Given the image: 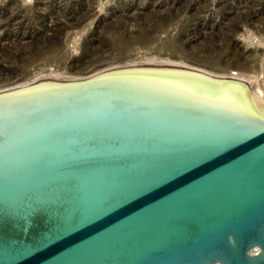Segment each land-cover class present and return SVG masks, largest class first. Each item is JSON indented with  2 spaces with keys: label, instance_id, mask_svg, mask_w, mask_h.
<instances>
[{
  "label": "water",
  "instance_id": "water-1",
  "mask_svg": "<svg viewBox=\"0 0 264 264\" xmlns=\"http://www.w3.org/2000/svg\"><path fill=\"white\" fill-rule=\"evenodd\" d=\"M0 264H264V100L148 62L0 89Z\"/></svg>",
  "mask_w": 264,
  "mask_h": 264
},
{
  "label": "rangeland",
  "instance_id": "rangeland-1",
  "mask_svg": "<svg viewBox=\"0 0 264 264\" xmlns=\"http://www.w3.org/2000/svg\"><path fill=\"white\" fill-rule=\"evenodd\" d=\"M248 32L264 39V0H0V89L144 62L252 74L264 47Z\"/></svg>",
  "mask_w": 264,
  "mask_h": 264
},
{
  "label": "bare ground",
  "instance_id": "bare-ground-1",
  "mask_svg": "<svg viewBox=\"0 0 264 264\" xmlns=\"http://www.w3.org/2000/svg\"><path fill=\"white\" fill-rule=\"evenodd\" d=\"M246 32V31H245ZM244 33V32H243ZM247 35V36H246ZM245 36H246V38L248 39V40H246L245 38H244V36H243V38H244V40H245V42L249 45L248 46V48H250V47H258V46H263L264 47V39L263 38H260V37H257V36H252V34L250 33L249 34V32L248 33H246L245 34ZM262 47V48H263ZM264 49V48H263ZM256 55H257V53L256 54H254L253 56H252V60H254L255 58H256ZM261 59L260 60H262V63L264 62V57H260ZM259 60V61H260ZM261 63V64H262ZM52 69V68H51ZM53 70V69H52ZM50 71V70H49ZM199 71H202V70H199ZM232 71V70H231ZM43 72V71H42ZM202 72H204V71H202ZM51 73H58V74H61V72H58V70L57 71H55V70H53V71H51ZM205 73H208V72H205ZM248 73V72H247ZM246 72L243 74V72L242 73H238L237 75H233V74H231V77L232 78H237V79H239V80H242V81H245L247 84H248V86H249V91H252L257 97H259V98H261V99H263L264 100V80H260L259 79V71H256L255 73H254V71H253V73L252 74H247ZM250 73V72H249ZM208 74H210V73H208ZM230 74V73H229ZM39 76V75H38ZM38 76H36V75H34L32 78H30V79H28V80H25V81H23V82H21V83H24V82H27V81H29V80H31V79H33V78H35V77H38ZM223 77H225V76H223ZM229 77V76H228Z\"/></svg>",
  "mask_w": 264,
  "mask_h": 264
},
{
  "label": "built area",
  "instance_id": "built-area-1",
  "mask_svg": "<svg viewBox=\"0 0 264 264\" xmlns=\"http://www.w3.org/2000/svg\"><path fill=\"white\" fill-rule=\"evenodd\" d=\"M21 2L25 5H34L38 2V0H21ZM238 73V71H232L233 75H237ZM258 75L260 80H264V62L261 64Z\"/></svg>",
  "mask_w": 264,
  "mask_h": 264
}]
</instances>
